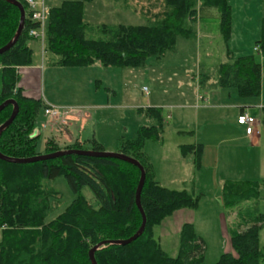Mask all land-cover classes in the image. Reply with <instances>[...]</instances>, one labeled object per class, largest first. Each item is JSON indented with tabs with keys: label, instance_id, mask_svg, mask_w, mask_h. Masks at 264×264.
<instances>
[{
	"label": "trees",
	"instance_id": "16d2710c",
	"mask_svg": "<svg viewBox=\"0 0 264 264\" xmlns=\"http://www.w3.org/2000/svg\"><path fill=\"white\" fill-rule=\"evenodd\" d=\"M17 1L24 8L25 22L14 45L0 55V104L13 100L18 113L0 135V153L30 158L69 149L104 151L95 139L84 147L85 143L76 141L60 142L56 136L47 138L43 152L38 151L40 134L36 122L46 105L42 100L23 95L19 87V69L33 65L30 42L38 41L28 33L38 25L31 20L26 2ZM91 1L65 0L47 11L41 43L47 66L82 68L100 64L141 68L149 58L161 60L176 53L178 39L197 40L199 24L209 10L217 12L224 44L231 32V7L227 0H123V9L130 8L132 1L137 5L135 12L145 19V25L137 26L84 22V5ZM19 16L17 7L0 0V48L15 36ZM256 45L264 57V19ZM198 82L201 89H234L242 98H257L261 64L253 56H244L213 67L201 66ZM11 112V105L0 112V125ZM142 112L155 124L140 126L131 139H119L116 152L135 159L144 169L140 204L146 217L145 229L130 244L107 245L95 251L94 260L96 264H205L203 241L193 224L181 226L175 257L166 254L155 237L161 222L174 212L196 209L199 196L192 184L189 189H170L155 179L143 147L147 140L157 141L161 137L162 110L150 107ZM261 123L264 124V119ZM180 151L193 153L195 164L199 165L201 145L181 146ZM59 176H63L74 198L47 222V216L61 202L59 193L48 183ZM139 178L136 166L111 158L72 154L30 164L0 160V264H92L88 254L95 245L126 240L140 227L141 215L134 199ZM258 185L259 182L252 181L225 182L221 187L223 207L235 210L251 205L256 213L253 203L259 197ZM83 188L89 190L91 199L81 194ZM245 215L253 220L245 222L243 231H231L232 252L222 253L214 264H264V250L259 245L264 220L258 215L251 216L250 212Z\"/></svg>",
	"mask_w": 264,
	"mask_h": 264
},
{
	"label": "rangeland",
	"instance_id": "374dc122",
	"mask_svg": "<svg viewBox=\"0 0 264 264\" xmlns=\"http://www.w3.org/2000/svg\"><path fill=\"white\" fill-rule=\"evenodd\" d=\"M35 1L38 4L43 3L46 14L51 7L58 6L65 0ZM227 1L231 7L229 47L232 52L238 53L246 47L247 40H252L253 30L259 28V16L264 11V1ZM111 3V0H93L90 4H85L84 22L91 25L137 26L146 24L139 13L136 14L132 12L133 10H129L130 8L121 7L123 0L118 2L116 8ZM217 17L216 11L209 10L201 21V34L207 35L205 38L198 34L197 40L178 39L177 51L173 53L174 55L168 54L161 60L149 58L143 67L137 69L103 67L99 64L82 68L43 66L41 56L44 54L41 51L42 44L38 40L33 46L34 57L37 60L36 63L43 66L44 72L40 73L37 90L35 78L28 85L29 93L31 95L37 93V99L44 101L45 97H50L53 103L43 102L45 105L56 108H74L77 112L73 111L72 117H66L63 123L49 120L42 111L39 112L36 122L39 133H41L37 140L39 152H43L47 138L56 136L60 142H65L61 139L65 138L63 134L65 128L69 134L79 129L77 122L80 121L76 116L80 112L88 113L94 119L92 123L91 120L85 123V127L94 124L89 129L90 138L95 132V139L106 148L104 151L111 153L117 151L119 139H131L140 126L155 124L153 119L139 110V108L145 109L150 103V105L157 104L163 107L164 128L167 126L172 128L175 121H180L179 123L195 130L194 137L202 144L199 166L193 163L194 156H189L188 159L182 161L179 175L171 179L185 183L181 186L182 189H189L193 179L195 181L199 201L196 209H187V216L194 219L195 230L203 241L205 264H214L222 253H231L229 234L231 231H243L245 222L250 223L253 220L249 219L246 213L250 212L251 216L256 215L251 205L235 210L223 208L219 196V185L226 180L242 182L255 179L247 176L246 170H254V161L258 168L261 166V163L254 158V155L256 157L260 154L259 146L248 144L250 143V140H247L248 137L245 138L239 128L235 127L237 110L231 108V110L215 109L195 112L197 108L194 105L206 103L195 100L190 76L197 75L201 66L213 67L225 59V46L219 33ZM253 51L256 60L262 63L263 58L255 51V46ZM141 87L148 89L147 95ZM231 91L230 97L217 96L216 102L218 100L230 104L238 102L241 97L236 90ZM260 100L262 101V98ZM211 103H215L212 97L209 98V104ZM188 106L191 108L187 109ZM179 107L186 109L181 110ZM253 113H256V110H253L252 115ZM80 114L83 118L84 114ZM169 114L171 117L166 118ZM51 121L57 132L50 130L49 122ZM177 129L180 128L170 129L173 136L165 135L167 139L163 146L153 140H147L144 144L143 151L150 158L158 181H162V176L167 172V166H163L164 155L166 154L167 159L174 160L175 146L181 141L189 140L188 137L175 136L174 132ZM61 144L65 145V143ZM87 146L89 147V143L84 144V147ZM169 181V178L165 182L163 180V185L181 189L178 185L170 186ZM48 185L59 193L61 202L56 210L47 216V222L60 214L74 198L63 176L50 181ZM81 194L87 199L92 197L86 188L81 190ZM158 228L155 231V237L159 240L161 248L169 256L175 257L179 246L178 235L175 233L162 234L159 239ZM260 246L264 250V229L261 231Z\"/></svg>",
	"mask_w": 264,
	"mask_h": 264
},
{
	"label": "crops",
	"instance_id": "0c3cea01",
	"mask_svg": "<svg viewBox=\"0 0 264 264\" xmlns=\"http://www.w3.org/2000/svg\"><path fill=\"white\" fill-rule=\"evenodd\" d=\"M111 1H112L111 5L116 8L118 6V1H114V2H113V0H111ZM91 2H89L87 4H90ZM134 5L137 6L136 4L132 3V1H131L129 10H133L132 12L137 14V12H135V10H134ZM84 7H85V5H84ZM122 8H123V6H122ZM139 15H141V14L139 13ZM263 19H264V11L259 16V20H260L259 28L253 30V34L251 36L252 40L251 41L247 40L245 42V46L246 47H244V49L242 51L236 53V52H232L230 50L229 44H230L231 40H230V36H229V39H228L227 43L224 44V46H225V50H224L225 59L222 62H226V61H229V59H236L238 57H244V56H253L254 59L256 60L255 55H253V53H255L253 51V48H254V46H257L256 42L260 39ZM198 30H199L198 34L201 37L205 38L207 36L205 34H203V35L201 34L200 24H199ZM252 41L254 42V46L253 47H252ZM36 43H37V41H35V40L30 42V46L33 49V65L30 66V67H22V68L19 69V75H20L19 87L22 89L23 95H25L27 97H30L32 99H35V100H41V99H37V97H38L37 93L31 95L29 93V88H28V85L30 84L31 80L33 78H35L36 90L38 89L37 82L39 81V78L41 76L40 73L42 71L44 72L43 66H47L45 64V62H44V56H41L42 65L43 66L41 64L36 63L37 60H35V57H34V47H33L34 44L36 45ZM226 50L230 53L229 57H227ZM41 51L43 53L42 47H41ZM258 53H260V55L263 58L262 59V63L256 60L258 63L261 64V82H260V93H259L258 99H255V98H242L241 97L240 99H238V102H236L235 104H230V103H227V102H223L222 100H218L216 102L217 96L218 97H223L224 95H226L227 97H230L232 95V91H231L232 89H225V88H219V87L201 89V87L199 86V82H198V74L195 75L196 77L195 76L194 77L190 76V80H191L190 83L192 84L193 89H194L195 100L197 102L202 101V102L206 103V104H202V105H199V104L198 105H194V107L197 108V109H195V112H199V111H213L215 109L216 110H221V109L231 110V108H233V109L237 110V113H236L237 115H235L236 119H237V117L239 115L244 113V114H248V115H250L252 117H255V118H257L259 120L260 125H258V127H257L258 135L254 136L252 138H249L248 136H247L248 138L246 137L245 130H244L243 126L238 125L237 122L236 123L234 122V123H235V127H238L239 131L242 132V135L245 136V138H247V140L248 139L250 140V143H248V144H250L251 146L252 145H258L259 148H260V154L257 155L256 157L254 155V158H256V160L259 163H261V166L258 168L256 162L254 161L253 162L254 165H255L254 166V170L253 171H247L246 170V175L249 176V177H254L255 179L245 180V181L259 182V185H258L259 197L256 199V201H254L253 205L255 206L256 215L260 216L264 220V201H263L264 200V167H263V164H264V126L263 125L264 124L261 123V120L264 119V57L261 54V51L259 49H258ZM210 83L211 82H209V84ZM144 89H146V88L145 87H141V90H144ZM146 91H147V94H148V89H146ZM210 97H212L213 100L215 101L214 104H212V103L209 104V98ZM261 98H262V101L260 100ZM253 99H255V100H253ZM43 100H44L43 102H47L49 104H50V102L53 103L52 101H50V97L49 98L45 97ZM150 104L145 109L152 107V108H159V109L163 110V107H160L157 104H154V105H150ZM179 108L181 110H185L186 109L184 107H179ZM190 108H191L190 106L187 107V109H190ZM145 109L139 108V110H142V111H144ZM253 110H256V113H253L254 115H252ZM80 113L84 114L83 118L81 117ZM80 113L77 114V116H76L77 119H79V121H80V122H77L80 128L77 129L76 131H73L72 134L71 133L69 134L67 128H65L66 130L64 129L65 132L63 134H64L65 138H61V139H64L65 143H67V144L73 143L75 141L79 142V143H83V144L85 143L86 144L91 139H95V132L93 133L92 138H90L91 132H89L90 127L94 126V124L92 126L90 124L89 126L85 127V123H86L87 120H91V123H92V121L94 119L88 113H85V112H80ZM76 117H73V119H76ZM169 117H171L170 114L167 115L166 118H169ZM179 122L180 121H175L173 126L171 125L172 128H170L169 126L164 128L165 120L164 119L162 120L163 131H162L161 137L159 138V140H157V142L160 143L161 146H163V144L165 142V139H167L165 137V135L173 136V135H171L170 129L180 128V129H177L174 132V135L178 136V137H188L189 140L181 141V143L179 142L175 146V159H174L175 161L173 159L172 160L167 159L166 154L164 155L163 166L164 167L167 166V168H166L167 172L162 176V181H158L157 178H156V175H155V179L161 185H163V183L169 178L170 186L171 185H178L181 188V186L185 185V183H181V180H180V183L178 181H173L171 178H175L176 175H179V173L181 172L182 161H185L186 159H188L189 156H194V154L192 155V153H190V152L189 153H187V152L186 153H182L180 151V147L181 146H185V145H201L202 146V144L199 143L198 139L194 137L195 136V130H193L192 128L190 129V127H188V125L181 124ZM49 124L51 125L50 126V130H52L53 132H57L54 129L55 125L53 124V122H49ZM39 134L41 135V133H39ZM59 134L60 133H58V135ZM95 140L98 143H100L97 139H95ZM104 149H106V148H104ZM192 159H193V163H195V161H194L195 156ZM149 160H150V158H149ZM150 162H151V160H150ZM151 165H152V162H151ZM163 180H164V182H163ZM229 181H232V180H226V181H224V183L225 182H229ZM235 182H238V181H235ZM224 183H221L219 185V190H220L219 191V196H220V199H221V203H222L221 187H222V185ZM192 185H193V189H194L195 193H197L196 188H195L194 179H193ZM163 186H165V185H163ZM167 188L175 189V188H171V187H167ZM181 189H178V190H181ZM187 211H188L187 209H181L179 211L174 212L172 216L164 219L161 222V224H160V226L158 228L159 231H160L159 239L161 238L162 234L164 235V234L175 233V235H178V233L180 231V228H181V226L184 223H191V224L194 225V219L187 216V213H188ZM233 213L234 212H232V214ZM263 229H264V222H263V226H262L261 231ZM260 236H261V232H260V235H259V245H260Z\"/></svg>",
	"mask_w": 264,
	"mask_h": 264
},
{
	"label": "water",
	"instance_id": "95a60500",
	"mask_svg": "<svg viewBox=\"0 0 264 264\" xmlns=\"http://www.w3.org/2000/svg\"><path fill=\"white\" fill-rule=\"evenodd\" d=\"M5 1L17 7L19 10L20 16H19V23H18V28H17L15 36L12 38L10 42H8L5 46L0 48V55L6 52L7 50H9L14 45V43L20 36V33L23 29L24 22H25V11H24L22 4L17 0H5ZM9 105L12 106V112L9 118L2 125H0V135L7 127H9V125L12 123V121L14 120V118L16 117L18 113V106L16 102L13 100H7L3 102L2 104H0V112ZM72 154L90 156V157L118 159V160L125 161V162H128L136 166L140 172V178L138 181V185H137V188L135 191V197H134L135 205L141 215L140 227L138 228L137 232L133 236H131L130 238L126 240L103 241L95 245L89 251L88 256H89V260L91 261V263L96 264L94 260L95 251H98L107 245L125 246L127 244H130L131 242L135 241L139 236H141L145 229L146 217H145V214L140 204V194H141L142 187L144 185L145 172H144L143 167L139 164V162L129 156H126L118 152H115V153L105 152V151L96 152V151H91V150H74V149L56 151L50 154H41V155H37L34 157H30V158H12V157H8L0 153V160L4 162H8V163H13V164H30V163L55 159V158H58L64 155H72Z\"/></svg>",
	"mask_w": 264,
	"mask_h": 264
},
{
	"label": "built area",
	"instance_id": "2783aa9c",
	"mask_svg": "<svg viewBox=\"0 0 264 264\" xmlns=\"http://www.w3.org/2000/svg\"><path fill=\"white\" fill-rule=\"evenodd\" d=\"M30 10L31 13V20L38 25L37 28H32L29 30V36L40 40V42H43L44 39V27L47 17V12L45 14V9L43 8V3H37L35 0H24ZM255 51L258 52V48L255 47ZM145 94H147L146 89L143 90ZM73 111H75L74 108H56L53 106H47L43 110V115L47 117L49 120L53 121H59L58 123H63L66 117L73 114ZM48 120V121H49ZM52 122V121H51ZM236 122L238 125H241L244 127L245 134L249 138H252L254 136L258 135L257 126L259 125V120L255 117H252L248 114H241L237 117ZM44 128V126L42 127Z\"/></svg>",
	"mask_w": 264,
	"mask_h": 264
}]
</instances>
